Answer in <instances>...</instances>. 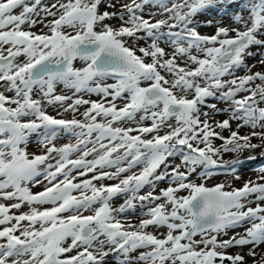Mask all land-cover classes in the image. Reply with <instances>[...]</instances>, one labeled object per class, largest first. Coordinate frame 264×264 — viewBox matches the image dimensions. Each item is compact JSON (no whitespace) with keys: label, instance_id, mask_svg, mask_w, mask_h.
<instances>
[{"label":"snow or ice","instance_id":"6c2138e0","mask_svg":"<svg viewBox=\"0 0 264 264\" xmlns=\"http://www.w3.org/2000/svg\"><path fill=\"white\" fill-rule=\"evenodd\" d=\"M255 54L264 0H0V264H264Z\"/></svg>","mask_w":264,"mask_h":264},{"label":"rangeland","instance_id":"374dc122","mask_svg":"<svg viewBox=\"0 0 264 264\" xmlns=\"http://www.w3.org/2000/svg\"><path fill=\"white\" fill-rule=\"evenodd\" d=\"M44 2L50 3L51 0H44ZM116 2L119 3L120 0H116ZM124 2H127V0H124ZM241 3H246V0H236L237 6H239ZM148 11L155 12L157 10L154 8H146L145 12H148ZM213 15H215V14H213ZM219 15H223V13H220ZM229 15H231V13H229ZM208 18L212 19V15H209ZM216 18L218 19L219 16H216ZM199 22L204 25V27H202L200 29V31L202 33H210L212 31V29L207 26L206 21L203 18H201ZM112 23H118V21H112ZM252 51L254 53H258V50L255 48H253ZM260 59H261V57L258 54H255V55L247 58L246 63L249 65L252 72L264 71V66H261L259 62L256 63L257 60L259 61ZM77 66H79V62H77ZM243 74H244V72L238 73V75H243ZM68 94L71 95V93H68ZM85 98L86 99L90 98L93 100L99 99L95 94H91L90 96H89V94H85ZM223 106L224 105H218V107H223ZM49 112H50V114H55L54 109L50 108ZM69 118H70V114H69ZM216 118L218 120H220V119H223L224 117L223 116H217ZM233 128H235V124H233ZM246 131H247V129H242L241 134H243ZM68 142H69V140L64 139V138L58 139L56 141L57 146H60L64 143H68ZM253 142H257V141H253ZM217 143H219V142H217ZM29 151L34 152L36 154H40L39 147L35 142V138H33L32 143L29 145ZM250 156L254 157V159H249ZM237 158L240 159L241 161H243L242 164L238 165V174L241 177V179L240 180H231L229 178V180H228V182L232 183L234 187L242 186L243 182L248 180V179L256 180L257 176L260 174L259 169L261 167H264V149L258 148L255 151H245V152L240 153L238 156H237V154H225V156H224L225 160H233V159H237ZM176 162L178 163L179 161L177 160ZM222 172H223V170H221V174L218 175L212 181V183H217V182L223 181L225 179ZM160 186L163 187L165 185H160ZM32 190L35 192V191H40L42 189L39 186H37V187H34ZM122 202H123V199H120V200L116 201V204L118 205ZM230 251H236V249H231ZM250 264H251V262H250Z\"/></svg>","mask_w":264,"mask_h":264},{"label":"bare ground","instance_id":"6f19581e","mask_svg":"<svg viewBox=\"0 0 264 264\" xmlns=\"http://www.w3.org/2000/svg\"><path fill=\"white\" fill-rule=\"evenodd\" d=\"M259 61L257 60V62L256 63H258Z\"/></svg>","mask_w":264,"mask_h":264}]
</instances>
